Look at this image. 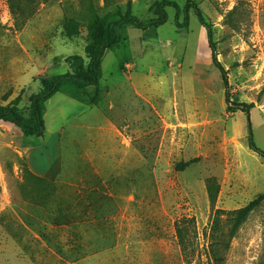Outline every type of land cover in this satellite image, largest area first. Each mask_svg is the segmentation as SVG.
Instances as JSON below:
<instances>
[{
    "label": "rangeland",
    "instance_id": "1",
    "mask_svg": "<svg viewBox=\"0 0 264 264\" xmlns=\"http://www.w3.org/2000/svg\"><path fill=\"white\" fill-rule=\"evenodd\" d=\"M162 1L186 4L0 0V106L21 95L25 111L42 77L71 73L74 56L87 64L91 23L129 3L147 22ZM194 1L212 26L226 84L195 11L189 27L178 29L169 7L159 28L119 30L120 44L103 59L101 102L89 113L79 109L62 132L50 177L36 176L28 163V145L43 142L0 122V264H216L208 236L216 212L264 194V0ZM65 19L80 23L79 36L64 35ZM76 90L63 87L67 95ZM230 103L253 107L234 111ZM51 106L49 144L58 116ZM210 181L218 188L215 204ZM186 219L196 224L191 263L176 234ZM224 258L264 264V202Z\"/></svg>",
    "mask_w": 264,
    "mask_h": 264
},
{
    "label": "trees",
    "instance_id": "2",
    "mask_svg": "<svg viewBox=\"0 0 264 264\" xmlns=\"http://www.w3.org/2000/svg\"><path fill=\"white\" fill-rule=\"evenodd\" d=\"M156 8L157 18H150L147 22L140 21L131 9V3L128 4L124 12L120 7L114 13L108 15L104 20H99L91 23L88 26V33L91 39V44L86 49V54L89 62L86 64L85 59L81 56H74L70 59V67L72 72L64 75L51 77H42L40 82L42 90L40 93L30 97L29 107L23 111L19 105L22 101L21 95L14 99L6 106H0V122L11 124L18 128L24 137L44 142L47 137L45 127V111L46 102L56 95L64 85H72L75 87L76 94L80 98L88 100L89 104L98 106L101 102L100 83L102 79V63L106 53L120 44L119 30L127 26H132L137 29L147 30L149 28H159L165 25L168 21L167 8L173 7L176 9L175 22L178 29L189 27L190 13L195 11L201 25L206 29L207 40L211 57L215 67L221 72L225 84L227 83V74L221 63L218 61L216 45L213 40L212 26L207 22L203 11L199 8L194 0H186L185 7H181L169 1H162L154 5ZM183 13V22L180 21V15ZM80 23L75 20L65 19L63 22V33L68 39H73L80 35ZM94 88L95 92L90 93L89 89ZM234 111L242 110L249 113L252 105L246 104H231ZM251 146L255 148L254 142L251 139ZM261 156L264 158V154ZM185 164L180 166L184 168ZM36 177V176H35ZM38 178V177H37ZM40 179V178H38ZM209 196L212 204H215L218 194V188L209 182ZM264 202V194L258 196L254 201L250 202L245 207L233 211L216 212V217L213 226L208 234L211 254L214 256L216 264H224V255L231 247V242L237 237L241 227L249 219L250 215L256 211ZM223 216L226 218V228L221 227ZM195 220L186 219L176 224V234L179 245L186 261L191 263L190 255L194 253L195 237L191 235L195 231Z\"/></svg>",
    "mask_w": 264,
    "mask_h": 264
},
{
    "label": "crops",
    "instance_id": "3",
    "mask_svg": "<svg viewBox=\"0 0 264 264\" xmlns=\"http://www.w3.org/2000/svg\"><path fill=\"white\" fill-rule=\"evenodd\" d=\"M67 85H64L65 87ZM62 89L54 95L51 99L46 102V111H45V127L47 137H49V131L47 125L48 120L50 119V113L47 111L49 105L51 106V112H57V123L56 125L53 124V129H56L53 132V136L56 137L53 142L49 144L48 142L42 143L39 145H31L28 149V163L30 170L33 174L38 177H50L54 173L55 167L60 162L61 156V148H60V141L62 140V132L65 131L66 127H69L71 123L77 121V114L79 113V109L83 108V112L89 113L92 112L95 107H91L87 99H83L77 96L76 93L66 94ZM110 103H107L106 106L109 107ZM48 106V107H47ZM97 109V108H96ZM46 137V138H47ZM56 146V154L52 157L49 156V152L53 150ZM62 242H65L64 236L62 237Z\"/></svg>",
    "mask_w": 264,
    "mask_h": 264
}]
</instances>
